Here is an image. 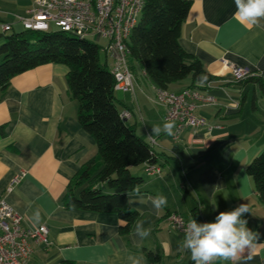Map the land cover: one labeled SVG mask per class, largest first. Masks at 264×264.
Listing matches in <instances>:
<instances>
[{"label":"crops","instance_id":"1","mask_svg":"<svg viewBox=\"0 0 264 264\" xmlns=\"http://www.w3.org/2000/svg\"><path fill=\"white\" fill-rule=\"evenodd\" d=\"M33 1L0 0V27L14 30L20 25L17 18L27 17ZM186 1L190 8L179 44L217 78L207 89L216 105L195 111L209 129L186 128L177 141L163 133L152 135L151 128L164 122V109L156 101L157 88L137 65L133 94L122 93L117 107L131 114L124 122L136 135L143 131L140 138L152 146L160 171L136 172L143 179L141 196L129 194L128 207L138 218L126 236L118 232L116 215L66 209L62 204L71 181L89 161L98 160L95 141L78 124V103L66 85L67 67H37L0 91V199L21 217L23 228L46 226L51 242L48 248L34 246L28 264H130L129 256H143V264H148L143 250L160 255L159 264L163 255L172 257L173 264H188L190 253L180 247L183 237L170 231L168 215L193 214L211 222L220 211L241 203L249 205L251 213L244 218L259 239L252 258L237 264H264V204L246 173L248 163L264 151V98L257 86L233 83L225 70V63H231L264 81V20L260 26L238 23L233 19L234 0ZM154 104L158 111L148 116L145 109ZM157 194L167 198L158 212L148 200ZM140 221L151 229L143 240L135 236ZM214 264L232 262L217 259Z\"/></svg>","mask_w":264,"mask_h":264},{"label":"trees","instance_id":"2","mask_svg":"<svg viewBox=\"0 0 264 264\" xmlns=\"http://www.w3.org/2000/svg\"><path fill=\"white\" fill-rule=\"evenodd\" d=\"M189 8L186 0H144L140 20L131 32L127 44L129 62L137 64L159 90L172 91L176 85L182 86L180 90L204 89L206 84L217 81L179 44ZM10 32L0 35V91H5L16 76L37 67L66 66L67 89L78 103V124L96 143L97 162L89 161L71 181L62 198L63 206L94 214H114L120 221L118 232L128 235L138 218V213L128 207V195L133 186L143 185L136 172L156 166L157 159L152 146L121 120L115 82L106 63H100L99 48L60 31ZM235 84L257 86L264 98V81L254 76ZM0 132L3 135L2 129ZM246 173L264 204V151L248 163ZM143 253L148 264L161 262L160 255L146 250Z\"/></svg>","mask_w":264,"mask_h":264},{"label":"built area","instance_id":"3","mask_svg":"<svg viewBox=\"0 0 264 264\" xmlns=\"http://www.w3.org/2000/svg\"><path fill=\"white\" fill-rule=\"evenodd\" d=\"M144 8V0H34L27 17L17 18L24 30L33 32H50L53 26L66 35L86 40L95 37L104 40L106 46L99 48L104 54L106 65L114 79V91L133 94L135 78L129 63L127 44L133 29L137 26ZM2 32L12 31L10 25H2ZM225 70L231 75L233 83H238L253 76L248 70L225 63ZM213 84V83H212ZM212 84L204 89L184 88L179 91H156V101L164 109V121L175 124L172 139L177 141L180 133L190 128L194 131L208 128L206 121L195 115L199 108L216 105L214 97L207 93ZM128 111H122L120 118L126 121ZM158 166L149 167L147 174L159 173ZM21 176L13 180L19 183ZM12 189L9 188L7 192ZM198 222H208L197 215L184 217L172 213L167 222L171 232L184 236V227L190 218ZM48 229L44 225L23 228L21 217L0 199V264H28L33 255L34 246L48 248L51 242Z\"/></svg>","mask_w":264,"mask_h":264},{"label":"clouds","instance_id":"4","mask_svg":"<svg viewBox=\"0 0 264 264\" xmlns=\"http://www.w3.org/2000/svg\"><path fill=\"white\" fill-rule=\"evenodd\" d=\"M234 4L236 11L233 19L242 25L260 26L261 20H264V0H234ZM200 79L204 80L206 77ZM174 128V122L165 120L162 126H153L151 134L160 136L163 133L172 136ZM140 187L133 186L131 194L140 197ZM148 200L157 212L167 205V198L162 194L149 196ZM203 210L201 207V211ZM249 213V205L241 203L232 210L220 211L211 222H198L192 217L183 229L184 236L180 247L190 253L193 264H214L217 259L237 264L244 257L250 260L259 234L247 226L248 221L244 217ZM34 215L39 218L38 211ZM150 234L151 229L145 228L143 221L136 223L135 236L143 240ZM128 260L130 264H143L144 258L129 256Z\"/></svg>","mask_w":264,"mask_h":264},{"label":"rangeland","instance_id":"5","mask_svg":"<svg viewBox=\"0 0 264 264\" xmlns=\"http://www.w3.org/2000/svg\"><path fill=\"white\" fill-rule=\"evenodd\" d=\"M13 31H15V32H20V31H22V27L20 26V25H16L15 26V28H14V30ZM56 31H58V29L57 28H55V27H53V26H51L50 27V32H56ZM10 34H12L11 32L10 33H7L6 35H10ZM0 35H2V32H1V30H0ZM2 39H0V41H1ZM86 41L89 43V44H92V45H95V46H97L98 48H104L105 46H106V42L104 41V40H97V38H95V37H88L87 39H86ZM1 43V42H0ZM99 59H100V63L102 64V63H104V61H105V57H104V54L103 53H100V55H99ZM130 63V62H129ZM108 66H109V63L107 64ZM130 65L134 68L133 69V71L135 70L136 71V73H138L139 72V69H138V66H137V64H135V63H130ZM109 68V67H108ZM139 74V73H138ZM122 93L121 92H116V98L120 101L121 100V98H122V95H121ZM157 105H155L154 104V107L152 106V109L150 108V110H148V109H145V111H146V114L149 116H153L154 115V113L156 112V111H158L157 110V107H156ZM118 109L120 108V106H118L117 107ZM163 118H164V115H163ZM141 125H142V123H141ZM140 125V126H141ZM137 135L139 136V137H144V134H143V131L141 130V129H139L138 131H137ZM176 234V233H175ZM172 244H173V242H171ZM163 257V264H173V262H172V257H168L167 255H163L162 256Z\"/></svg>","mask_w":264,"mask_h":264}]
</instances>
